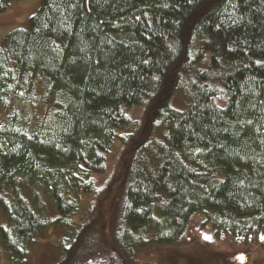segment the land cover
Wrapping results in <instances>:
<instances>
[{"label": "trees", "instance_id": "trees-1", "mask_svg": "<svg viewBox=\"0 0 264 264\" xmlns=\"http://www.w3.org/2000/svg\"><path fill=\"white\" fill-rule=\"evenodd\" d=\"M0 94L40 107L26 127L0 121L12 264L83 194L54 264L264 241V0H40L1 38Z\"/></svg>", "mask_w": 264, "mask_h": 264}, {"label": "rangeland", "instance_id": "rangeland-1", "mask_svg": "<svg viewBox=\"0 0 264 264\" xmlns=\"http://www.w3.org/2000/svg\"><path fill=\"white\" fill-rule=\"evenodd\" d=\"M40 0H11L7 7L0 11V42L2 36L16 27L26 26L27 17L37 8ZM142 107L132 110L133 117H138ZM40 107L26 99L0 94V121H11L19 127H26L32 114ZM99 181L103 177H97ZM45 194V201L49 199ZM89 197L83 194L77 204L74 214L69 217L65 227L51 223L33 239L28 245L27 253L22 264H54L61 258V246L66 243L64 238L69 228L75 230L85 218L86 204ZM154 207L153 216L157 218ZM44 215L54 217L49 209ZM0 224L3 219L0 216ZM203 236L211 238L207 226L202 228ZM140 255L142 259L158 264H264V241L260 244L257 240L249 243L232 244L228 238L215 240L212 246H201L188 243L180 246L164 247L150 245ZM0 264H12L0 244Z\"/></svg>", "mask_w": 264, "mask_h": 264}]
</instances>
